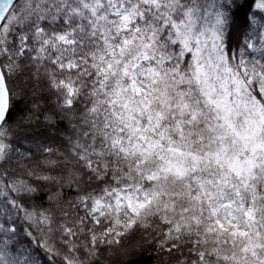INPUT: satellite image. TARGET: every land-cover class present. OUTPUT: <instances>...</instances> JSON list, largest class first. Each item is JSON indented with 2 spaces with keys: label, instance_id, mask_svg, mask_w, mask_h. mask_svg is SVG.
Wrapping results in <instances>:
<instances>
[{
  "label": "snow or ice",
  "instance_id": "obj_1",
  "mask_svg": "<svg viewBox=\"0 0 264 264\" xmlns=\"http://www.w3.org/2000/svg\"><path fill=\"white\" fill-rule=\"evenodd\" d=\"M0 264H264V0H0Z\"/></svg>",
  "mask_w": 264,
  "mask_h": 264
}]
</instances>
